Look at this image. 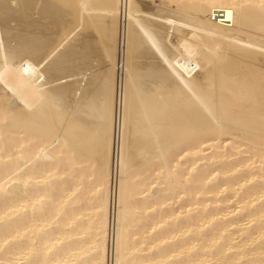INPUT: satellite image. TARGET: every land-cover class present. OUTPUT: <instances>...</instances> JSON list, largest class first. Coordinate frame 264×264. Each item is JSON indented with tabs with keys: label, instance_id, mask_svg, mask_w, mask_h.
<instances>
[{
	"label": "bare ground",
	"instance_id": "bare-ground-1",
	"mask_svg": "<svg viewBox=\"0 0 264 264\" xmlns=\"http://www.w3.org/2000/svg\"><path fill=\"white\" fill-rule=\"evenodd\" d=\"M0 264H264V0H0Z\"/></svg>",
	"mask_w": 264,
	"mask_h": 264
},
{
	"label": "built area",
	"instance_id": "built-area-1",
	"mask_svg": "<svg viewBox=\"0 0 264 264\" xmlns=\"http://www.w3.org/2000/svg\"><path fill=\"white\" fill-rule=\"evenodd\" d=\"M223 14L222 12H217L216 14H214V17L217 19V20H222L223 19Z\"/></svg>",
	"mask_w": 264,
	"mask_h": 264
},
{
	"label": "rangeland",
	"instance_id": "rangeland-1",
	"mask_svg": "<svg viewBox=\"0 0 264 264\" xmlns=\"http://www.w3.org/2000/svg\"><path fill=\"white\" fill-rule=\"evenodd\" d=\"M140 60V59H139ZM141 60H143V59H141ZM144 61V60H143Z\"/></svg>",
	"mask_w": 264,
	"mask_h": 264
}]
</instances>
